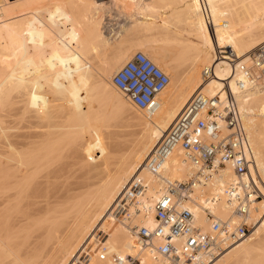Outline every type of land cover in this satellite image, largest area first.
<instances>
[{"label":"bare ground","instance_id":"obj_1","mask_svg":"<svg viewBox=\"0 0 264 264\" xmlns=\"http://www.w3.org/2000/svg\"><path fill=\"white\" fill-rule=\"evenodd\" d=\"M130 4L150 12L126 29L141 38L121 32L131 38L113 42L102 10ZM170 5L171 14L157 13ZM263 42L264 0H0V264H70L82 250L90 264H115L111 254H134L131 228L154 224L162 191L146 158L198 91L224 97L228 82L237 93L264 182V78L240 90L242 77L220 55L231 47L250 63ZM134 49L170 76L154 112L138 109L111 81ZM201 63L215 70L206 81ZM165 169L179 180L193 171L182 151ZM138 173L152 180L149 212L128 222L111 209ZM231 176L227 170L213 183ZM191 208L207 229L201 203ZM215 211L230 215L224 204ZM249 219L256 220L253 232L207 264H264V199ZM104 247L109 258L100 260Z\"/></svg>","mask_w":264,"mask_h":264},{"label":"built area","instance_id":"obj_2","mask_svg":"<svg viewBox=\"0 0 264 264\" xmlns=\"http://www.w3.org/2000/svg\"><path fill=\"white\" fill-rule=\"evenodd\" d=\"M204 11L210 23L205 3ZM224 50L220 55H227L231 71L242 77L237 79L240 90L255 86L264 78V42L250 52V63L237 60L233 50ZM214 74L212 65L202 70L204 81ZM111 81L138 109L154 112L160 106L159 96L169 85L170 76L137 50L112 75ZM223 91L224 97L195 93L148 154L144 168L160 182L162 190L153 204L155 222L151 226H132L136 251L126 256L111 254L115 264H207L230 244L251 234L254 223L249 213L256 201L264 199V182L255 169L253 146L237 93L228 82L223 84ZM177 151H182L192 165L188 179H172L166 173V163ZM227 170L232 176L221 186H213L215 178ZM151 186L150 178L136 174L111 212L128 222L141 214L147 216L145 199ZM196 186H201L198 193ZM198 201L204 208L207 229L197 222L191 208ZM219 204L230 209L228 217L215 211ZM105 248L99 254L100 260L109 258ZM91 260L92 256L82 250L70 264H90Z\"/></svg>","mask_w":264,"mask_h":264},{"label":"rangeland","instance_id":"obj_3","mask_svg":"<svg viewBox=\"0 0 264 264\" xmlns=\"http://www.w3.org/2000/svg\"><path fill=\"white\" fill-rule=\"evenodd\" d=\"M145 1H149V0H145ZM151 1V0H150ZM180 6H182L183 5V3H180L179 4ZM134 7V10H133V7ZM135 6H137L136 4H135ZM133 4H130V7H126L124 10H122L123 9V7H119V6H112L111 7V9L110 8H106V9H104V10H102V13L103 14H101L102 15V17L104 18V20H103V26H102V28H104L105 29V27L107 28V29H103L107 34H108V36H111V40L113 41V42H118V41H120V40H123V39H130L131 37L132 38H136V40H138V39H140V38H137V36H134L133 37V35L131 36V34H134V33H132V31H129L128 33H127V31H126V29L127 30H129V28L131 29L132 28V23H133V19H138V18H141V16L143 15H141V13L139 12V8H138V10H137V8L135 7ZM119 8V9H118ZM128 8V9H127ZM173 8H174V6L173 5H170V6H166L165 7V9L163 8V9H161L160 8V11L159 12H157V13H159V15L160 16H167V15H169V14H171L172 13V10H173ZM109 9V10H108ZM113 9V10H112ZM115 9V10H114ZM130 9H131V11H133V12H131L130 11ZM118 10V11H117ZM126 10V11H125ZM162 10V11H161ZM130 11V12H129ZM144 11V10H143ZM143 11H141V12H143ZM101 13V12H100ZM109 13V14H108ZM130 13H132L133 14V16L132 15H130ZM144 15H143V17H146L147 15H149V11H147L146 12V10L144 11ZM132 16L131 18H130V16ZM112 16V17H111ZM114 16V17H113ZM159 19H161V18H159ZM104 21H105V23H104ZM169 24H172V23H169ZM123 27V28H122ZM122 29V30H121ZM119 31V32H118ZM126 33V35H130L129 37L128 36H126L125 34H123V36H122V33ZM114 33V34H113ZM119 33V34H118ZM130 33V34H129ZM111 34H113V35H111ZM136 34V33H135ZM139 34V33H138ZM125 35V36H124ZM123 38H122V37ZM140 36V35H139ZM138 36V37H139ZM144 36V35H143ZM113 37V38H112ZM125 37V38H124ZM226 48V47H225ZM225 48H223V49H225ZM231 47H227V49L229 50ZM257 48V47H256ZM255 48V49H256ZM138 49H134V52L135 51H137ZM254 50V49H253ZM252 50V51H253ZM251 51V52H252ZM133 52V53H134ZM132 53V54H133ZM224 54H226V53H224ZM250 54V53H249ZM126 62V61H125ZM124 62V63H125ZM123 65V64H122ZM121 65V66H122ZM202 65V66H201ZM204 63L202 64H200V69H201V71L203 70L202 68L204 67ZM120 66V67H121ZM119 69V68H118ZM117 69V70H118ZM116 70V71H117ZM115 73V72H114ZM113 73V74H114ZM201 74H202V72H201ZM202 77V76H201ZM171 82H173V83H175L176 82V79H175V77H174V79H172V81ZM170 87V86H169ZM167 88H165L164 90H166ZM217 184H214L213 183V186H216ZM213 186H212V184H210V186L208 187L209 189H212L213 188ZM199 192H200V190H199ZM254 224H253V226H252V228H251V233L253 232V228H254V226H255V224H256V220L253 222Z\"/></svg>","mask_w":264,"mask_h":264}]
</instances>
